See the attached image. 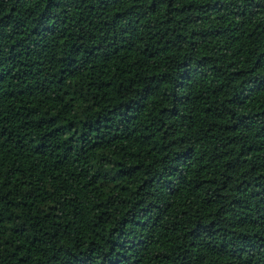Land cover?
Returning <instances> with one entry per match:
<instances>
[{
    "label": "trees",
    "instance_id": "1",
    "mask_svg": "<svg viewBox=\"0 0 264 264\" xmlns=\"http://www.w3.org/2000/svg\"><path fill=\"white\" fill-rule=\"evenodd\" d=\"M0 264H264V0H0Z\"/></svg>",
    "mask_w": 264,
    "mask_h": 264
}]
</instances>
